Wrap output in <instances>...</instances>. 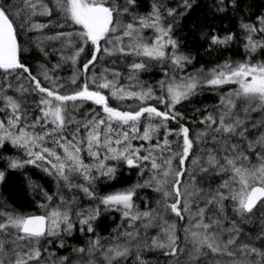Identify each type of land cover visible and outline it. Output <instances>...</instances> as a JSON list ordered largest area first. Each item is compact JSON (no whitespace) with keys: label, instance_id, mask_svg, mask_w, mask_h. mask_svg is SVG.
<instances>
[{"label":"snow or ice","instance_id":"obj_1","mask_svg":"<svg viewBox=\"0 0 264 264\" xmlns=\"http://www.w3.org/2000/svg\"><path fill=\"white\" fill-rule=\"evenodd\" d=\"M135 4L136 0H0V148L11 144L27 157L0 154V160L11 169L41 167L69 191L78 189L89 199H99L106 210L120 211L128 221L108 241L93 235L86 246L56 256L49 246L58 243L64 248L65 234L95 233L92 222L99 206L78 211L74 197L57 192L55 203L53 196L44 194L42 214L0 207V264H124L130 257V264H150L144 253L155 251L180 264L179 255L189 244L191 264L209 255L208 264H264V60L253 59L258 51L264 52V16L254 24H241L246 59L178 75L192 58L176 51L172 26L163 25L160 6L153 4L150 13L135 16L129 10ZM183 6L191 7L189 0H183ZM125 14L131 16L127 23L120 19ZM167 14L174 16L176 11L167 9ZM54 16L55 27L78 28L44 39L71 49L72 54L62 58L73 65L86 54L70 78L75 86L71 91L48 69L41 79L21 60V32L42 33L53 25L39 18ZM145 28L155 31L151 40L144 38ZM233 39L232 34L210 37L213 45ZM129 56L144 58L126 65L127 79L134 83L120 84L122 73L114 68L94 71L104 57H116L110 61L115 65ZM153 60L172 66L171 74L166 71V79L158 82L159 95L137 78ZM226 85L235 87L220 94L212 111L197 110L200 116H193L192 123L177 110L199 89ZM125 100L136 103L124 105ZM89 103L97 107L85 108ZM254 112L261 118L253 119ZM85 155L91 163L85 162ZM108 161L137 169L143 182L98 197L93 173L114 178L116 168ZM4 177L0 171V181ZM76 177L83 182L75 183ZM208 177H218L219 183L202 187ZM142 188L159 194L156 208H137L133 198ZM254 210L259 212V231L253 236L240 225L252 220ZM149 229H156L155 234Z\"/></svg>","mask_w":264,"mask_h":264},{"label":"trees","instance_id":"obj_2","mask_svg":"<svg viewBox=\"0 0 264 264\" xmlns=\"http://www.w3.org/2000/svg\"><path fill=\"white\" fill-rule=\"evenodd\" d=\"M118 3H123V0H117ZM191 7L185 8L183 0H136L134 6L130 5L129 10L131 15L145 16L152 11L153 4L160 6L163 17L162 23L164 26H172V38L178 43L176 51L179 54L192 58V62L187 64L182 72L178 71V75L191 74L200 68L210 69L217 65L223 64L225 61L239 62L248 57L244 48L245 33L241 28L242 23L254 24L257 22V17L264 16V0H189ZM167 9H175L176 15L169 16ZM41 22H48L51 20L53 26L46 28L43 32H21L19 41L23 49L21 60L28 65L33 74L42 79L41 73L44 69L49 70V74L53 77H59L60 81L66 84L69 91L74 88L70 85V78L74 72L81 67L83 61L86 59V54H81L79 63L73 65L71 61L65 60L62 57H67L72 54L71 49L63 47L60 41H49L44 39L45 36L53 35L57 31H73L77 30L78 26L74 28L60 29L55 27L58 17H40ZM120 19L127 23L131 20L128 14L122 15ZM229 34L234 36V39L223 45L211 44L210 37L215 35L218 37H226ZM143 36L146 40H151L155 36V31L151 28L143 30ZM40 47H37V43ZM41 48L43 51H41ZM171 52L169 48L167 50ZM46 53V54H45ZM116 57H104L96 65L94 71L99 74L105 67L114 68L122 73L120 84L127 85L130 82L127 79L128 68L126 65L133 60L139 62L140 57H126L120 58L115 65L110 63ZM254 61L264 60V52L258 51L253 56ZM44 66L43 68L41 66ZM59 65V67H56ZM172 72V66L167 62L149 61L146 70L140 71L137 74L139 82L143 85L150 86L155 89L159 95L160 90L158 82L166 79L164 73ZM15 83V82H14ZM45 83H47L45 81ZM234 85H226L222 89H211L204 87L198 90V93L192 96L189 100L183 101L177 105V110L184 114L189 123H192L193 116L199 117L200 111L207 109L212 111L219 103L221 93H227ZM63 91V90H62ZM11 94V90H9ZM107 94V93H106ZM30 100L35 99V96L29 97ZM113 106H116V101H110ZM133 100H125L124 105H134ZM151 103H156L154 100ZM93 104L85 105V108H95ZM159 107L163 108L162 105ZM84 109H81L83 111ZM79 118V113L76 114ZM253 119H260V113H252ZM193 128L199 129L200 125L193 124ZM135 143H141L135 141ZM0 154L4 157H19L26 159L22 150L14 148L11 144H5L0 148ZM85 159L91 163V158ZM108 164L116 168L115 177L109 179L94 172L96 180L94 181V190L97 196H104L116 191L128 189L138 182H143V178L139 176L137 169H130L126 164L119 161H108ZM0 171L5 172L3 181H0V207L7 209H15L21 213L27 214H42L43 210L39 207L40 204L46 203L45 193L54 197V203L57 202L55 197L57 192L65 198H75V210L87 211L99 206V215L92 222L95 233H81L74 230L72 235H64L63 240L65 247L60 248L58 243L49 246V251L55 253L56 256H64L71 253L72 248L86 246L88 240L93 235H98L108 241L112 236L117 235L123 231L128 224L124 220L120 211L106 210L103 205H100L99 199H89L85 194L78 189H69L62 181L58 183L53 175H49L41 167L35 165H25L22 168L11 169L7 167L6 160H0ZM198 180L202 177L198 176ZM75 183H82L83 181L76 177ZM211 183L215 186L219 183L218 177H208L204 179L202 187H207ZM159 199V194L149 188L137 189V195L133 198L135 205L140 211H145L148 208H156V201ZM227 203V202H226ZM255 216L248 223H242L240 226L249 235H255L259 231V212L254 210ZM227 215L232 217L231 208L227 209ZM170 219H175L174 216ZM183 223V222H180ZM225 227L228 222L225 221ZM156 229H149L150 234H155ZM182 235V234H181ZM243 239V237H242ZM259 244V241H256ZM183 246V245H181ZM191 250V245L187 246L186 252L179 255L180 264H191L188 259L187 251ZM73 257L75 256L72 253ZM145 259L150 261V264H175V258L164 256L161 252H145ZM212 259L209 255L201 257L198 264H208ZM226 259V258H225ZM125 261L124 264H130Z\"/></svg>","mask_w":264,"mask_h":264},{"label":"rangeland","instance_id":"obj_3","mask_svg":"<svg viewBox=\"0 0 264 264\" xmlns=\"http://www.w3.org/2000/svg\"><path fill=\"white\" fill-rule=\"evenodd\" d=\"M0 118H2V115H0ZM137 142H139V141H137ZM134 143H135V141H134ZM87 157V156H86ZM85 162L86 163H89L86 159H85Z\"/></svg>","mask_w":264,"mask_h":264}]
</instances>
